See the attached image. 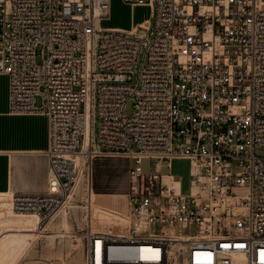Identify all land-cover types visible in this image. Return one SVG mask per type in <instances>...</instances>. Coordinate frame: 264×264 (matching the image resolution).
Masks as SVG:
<instances>
[{
  "label": "built area",
  "instance_id": "built-area-1",
  "mask_svg": "<svg viewBox=\"0 0 264 264\" xmlns=\"http://www.w3.org/2000/svg\"><path fill=\"white\" fill-rule=\"evenodd\" d=\"M123 1L150 18L107 29L110 0H0L10 113L49 119L48 191L14 208L45 223L80 186L88 208L92 160L125 157L129 228L87 225L84 264H264V0ZM175 160L188 192L162 173Z\"/></svg>",
  "mask_w": 264,
  "mask_h": 264
},
{
  "label": "crops",
  "instance_id": "crops-1",
  "mask_svg": "<svg viewBox=\"0 0 264 264\" xmlns=\"http://www.w3.org/2000/svg\"><path fill=\"white\" fill-rule=\"evenodd\" d=\"M149 18L134 26L141 25ZM109 29L127 30L121 27ZM48 146V117L43 114H11L10 79L7 75H0V196L42 195L48 191L49 159L46 155ZM96 161H99L100 165L96 176L92 177V215L94 210L95 214L97 212L103 214L93 219V227L103 230L107 226H112L116 227L117 233L125 234L129 228L126 196L129 192L128 165L131 161L125 157H97L90 166L92 171L93 162ZM116 164L126 166L122 176L115 175ZM116 209L126 211L119 212ZM0 264H6L5 254L3 255L1 251Z\"/></svg>",
  "mask_w": 264,
  "mask_h": 264
},
{
  "label": "rangeland",
  "instance_id": "rangeland-1",
  "mask_svg": "<svg viewBox=\"0 0 264 264\" xmlns=\"http://www.w3.org/2000/svg\"><path fill=\"white\" fill-rule=\"evenodd\" d=\"M151 9L148 7L132 8L123 0H111L108 19L101 22L102 28H115L121 27L127 30L149 18ZM40 52V49H38ZM37 64L42 63V57L39 55L36 59ZM37 104H40V99H37ZM132 113V104L128 105L126 114ZM255 155L257 157H264V148H256ZM100 162H93L92 177L97 174ZM135 166L131 163L129 166ZM143 171L150 173L155 168L154 161H144L142 164ZM126 169L124 164H116L114 166L115 175L122 176ZM190 170L191 165L186 160H175L171 168L163 167V174H174L183 180L184 192L189 191L190 186ZM98 202L97 199H95ZM86 194L84 187L80 186L75 190L71 199L66 204L64 212L54 217L51 221L45 222L43 228L46 230L37 240H34L37 234H26L25 239L18 237L21 233L17 234L18 230L8 227L9 222H16L15 216L12 214L13 197L0 196V251L5 254L6 264H84V239L83 233L87 225L92 224L100 216L97 212L93 215H88ZM10 204V205H9ZM105 206V205H104ZM119 212L126 211L116 209ZM4 218V219H3ZM4 220V221H3ZM13 220V221H12ZM1 226V224H3ZM8 227V228H7ZM106 228V227H105ZM41 228L27 229L25 231L39 232ZM101 231L102 229H95ZM104 229V228H103ZM190 232H194L191 229ZM52 233L62 234L63 237H47L45 235H52ZM76 235V236H75ZM29 236V237H28ZM32 236V237H30Z\"/></svg>",
  "mask_w": 264,
  "mask_h": 264
},
{
  "label": "bare ground",
  "instance_id": "bare-ground-1",
  "mask_svg": "<svg viewBox=\"0 0 264 264\" xmlns=\"http://www.w3.org/2000/svg\"><path fill=\"white\" fill-rule=\"evenodd\" d=\"M87 108H88V114H90L89 113V109H90V112H91V105H90V103H88ZM91 164L92 163H90L89 166H91ZM8 197H13V196H8ZM91 202H92L91 205H89V207H88V215H89V213H90V215H92L93 196H92V201ZM11 209H12V214L15 216L14 218H16V222H11L10 221L9 224H8L9 225L8 227H11V228H14V229L18 230L16 233L17 234L21 233L18 236L21 239H25L26 238L25 237L26 234H31L32 233V234H37V236L34 239V240H37L40 237V235H42L44 233V231L46 230L45 228H43L44 221L40 218V216L37 213H35V212H21V211H17L14 208V205H12ZM89 210H90V212H89ZM62 212H64V209L62 210ZM3 225H4V223L1 224V226H3ZM37 227H40L41 228L39 230V232H35V231H32V232L25 231L27 229H33L34 230ZM45 236H47V237H53V238L56 237L57 239L59 237H63V235L62 234L60 235L59 233H56V234L55 233H52V235L48 234V235H45ZM30 237H32V236H30Z\"/></svg>",
  "mask_w": 264,
  "mask_h": 264
}]
</instances>
